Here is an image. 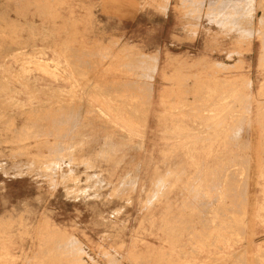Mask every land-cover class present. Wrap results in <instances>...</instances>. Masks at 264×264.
I'll return each mask as SVG.
<instances>
[{
  "label": "rangeland",
  "instance_id": "obj_1",
  "mask_svg": "<svg viewBox=\"0 0 264 264\" xmlns=\"http://www.w3.org/2000/svg\"><path fill=\"white\" fill-rule=\"evenodd\" d=\"M211 1L0 0V264H264V0Z\"/></svg>",
  "mask_w": 264,
  "mask_h": 264
},
{
  "label": "bare ground",
  "instance_id": "obj_2",
  "mask_svg": "<svg viewBox=\"0 0 264 264\" xmlns=\"http://www.w3.org/2000/svg\"><path fill=\"white\" fill-rule=\"evenodd\" d=\"M214 1L215 0H213V1H211L210 2V4L212 5H214L215 3H216V1H215V3H214ZM241 1V0H240ZM208 5V4H207ZM218 6V5H217ZM264 34V33H263ZM33 59V58H32ZM31 63V62H30ZM83 63V62H82ZM37 64V63H36ZM94 66V65H93ZM103 70V69H102ZM105 70V69H104ZM88 77H89V75H88ZM93 79V78H92ZM78 81V80H77ZM81 86V85H80ZM250 87V86H249ZM129 89V88H128ZM61 92V91H60ZM128 92V91H127ZM119 93V92H118ZM139 94V93H138ZM121 95V94H120ZM123 96V95H122ZM239 96V95H238ZM248 103V102H247ZM74 104V103H73ZM243 106V105H242ZM74 107V106H73ZM74 110H75V108H74ZM92 111V110H91ZM76 112V111H75ZM94 112H96V111H94ZM102 112V111H101ZM243 113V112H242ZM78 117V116H77ZM79 122V121H78ZM53 124V123H52ZM74 133V132H73ZM68 136V135H67ZM67 140V139H66ZM66 147V146H65ZM73 149V148H72ZM64 154V153H63ZM59 156V155H58ZM64 158V157H63ZM61 159V158H60ZM57 163V162H56ZM59 163V162H58ZM54 164V163H53ZM208 165V164H207ZM48 167V166H47ZM55 167V166H54ZM49 168V167H48ZM57 168V167H56ZM59 168H60V166H59ZM62 168V167H61ZM243 168V167H242ZM57 170V169H56ZM61 170V169H60ZM58 174V173H57ZM60 174V173H59ZM63 175V174H62ZM61 175V176H62ZM66 177V176H65ZM58 182V181H57ZM67 182V181H66ZM65 185V184H64ZM71 188V187H70ZM72 189V188H71ZM67 191V190H66ZM82 191V190H81ZM85 192V191H84ZM68 193V192H67ZM70 193V192H69ZM79 193H81V192H79ZM226 201V200H225ZM211 211V210H210ZM197 214V213H196ZM222 214V213H221ZM219 217V216H218ZM14 220V219H13ZM219 222V221H218ZM218 224V223H217ZM228 224V223H227ZM229 228V227H228ZM231 232V231H230ZM239 232V231H238ZM205 233V232H204ZM233 234V233H232ZM207 235V234H206ZM239 235V234H238ZM230 236V235H229ZM228 239V238H227ZM238 241V240H237ZM26 258V257H25ZM112 260V259H111ZM5 261V260H4ZM3 261V262H4ZM15 263V262H14ZM200 263V262H199Z\"/></svg>",
  "mask_w": 264,
  "mask_h": 264
}]
</instances>
